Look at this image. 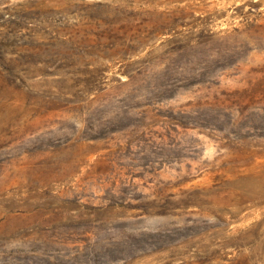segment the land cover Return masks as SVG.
<instances>
[{"label":"rangeland","instance_id":"obj_1","mask_svg":"<svg viewBox=\"0 0 264 264\" xmlns=\"http://www.w3.org/2000/svg\"><path fill=\"white\" fill-rule=\"evenodd\" d=\"M201 66L225 68L158 106L149 135L94 127L134 71ZM222 112L225 130L191 124ZM68 199L96 222L42 219ZM13 209L19 264H264V0H0V221Z\"/></svg>","mask_w":264,"mask_h":264},{"label":"trees","instance_id":"obj_2","mask_svg":"<svg viewBox=\"0 0 264 264\" xmlns=\"http://www.w3.org/2000/svg\"><path fill=\"white\" fill-rule=\"evenodd\" d=\"M224 68L225 67L223 66H201V68L189 69L188 71L179 68H166V70H164L163 77H160L157 73L146 76V70H143L141 73L138 71H134L133 73H131L133 74L131 75V80L133 79V81L130 84L132 90H130V93L127 94V96L129 97L128 100L126 101L125 99H123L119 101L121 107L118 108L119 110L115 112V116H110L107 114L104 115V113H102V115L96 119V122L99 123V125L96 126L94 124V127L99 129L100 136H106L109 134L115 136L120 133H127L137 129H139L141 132L146 133V135H149L147 133H151V131H149L148 126L143 125L144 119L148 118L149 114L153 115L158 106L176 100L180 93L185 92L188 89H194L207 85V83H209L211 80V76L218 70H222ZM142 75L144 76V78L141 79L143 83L141 87L136 85L135 82L137 80L136 77H141ZM139 99H142V101H137ZM170 118L177 120L181 124H187L181 118L175 117L174 115H171ZM228 118L229 116L223 112L218 115L203 114L199 116L198 119H195V121H192L191 124L197 128L212 131H222L226 129L227 124H232L233 119ZM143 140L148 143L145 146V149H148L150 143H155L157 144V146L164 145L161 141L158 143L154 142L152 138ZM161 140H163L162 136ZM150 151L152 154H156L158 162H165L168 159V155L164 151L162 152L154 148H150ZM150 162H152V160H150ZM50 202L51 203H44L43 206H45L46 204L53 205L54 202ZM73 203V200L68 199L66 205L64 206V212L66 211L64 214L60 211H55L52 218H49V216L46 215L47 217H42V219H44L46 223H49L50 221L52 223H58L55 225L65 226L70 228L71 230H75L76 232L79 231L80 226L85 227L91 223L96 222L98 215L97 217L89 220L86 219L82 213L77 218H75V220H73L71 215V205ZM137 206L138 205H136V207ZM140 206L144 208V212H150L156 209H162L164 207V204H162V201L153 200L151 203L145 202ZM100 211L103 210H99V214L103 213ZM15 212V209H13L9 213V216L3 218L0 221V264H19L18 262L15 263V260L18 258L17 256H15L14 252H9L8 250L10 237L7 236L6 230L2 229L4 223L6 225V223H8L10 219H14L12 217V214H16L18 218H21L23 216V213H26V211L21 210L18 211V213ZM159 212H161V210ZM65 218L69 219V222H62V220ZM146 241V239H142L137 243H145ZM128 254L129 253H127L126 255ZM128 256L133 257L134 255L130 254Z\"/></svg>","mask_w":264,"mask_h":264}]
</instances>
